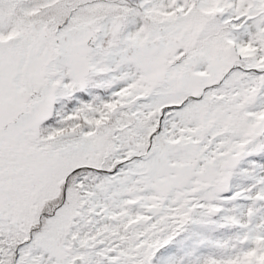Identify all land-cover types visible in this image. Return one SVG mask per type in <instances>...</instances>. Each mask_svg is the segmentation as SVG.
Segmentation results:
<instances>
[{
	"label": "snow or ice",
	"instance_id": "snow-or-ice-1",
	"mask_svg": "<svg viewBox=\"0 0 264 264\" xmlns=\"http://www.w3.org/2000/svg\"><path fill=\"white\" fill-rule=\"evenodd\" d=\"M0 264H264V0H0Z\"/></svg>",
	"mask_w": 264,
	"mask_h": 264
}]
</instances>
